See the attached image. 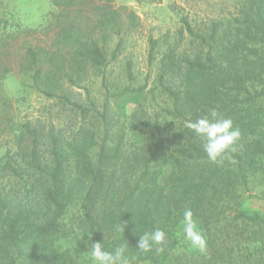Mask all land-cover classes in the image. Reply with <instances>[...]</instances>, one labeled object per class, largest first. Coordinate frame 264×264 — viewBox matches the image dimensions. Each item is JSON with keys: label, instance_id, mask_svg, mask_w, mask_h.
<instances>
[{"label": "trees", "instance_id": "trees-1", "mask_svg": "<svg viewBox=\"0 0 264 264\" xmlns=\"http://www.w3.org/2000/svg\"><path fill=\"white\" fill-rule=\"evenodd\" d=\"M51 2L67 13L88 15L94 36L78 48L80 34L85 33L80 23L59 22L55 39L72 45L71 75L66 73L65 61L53 59L45 72L46 49L29 41L23 43L18 69L25 74L34 73V84L48 97L56 96L59 86L54 73L79 85L74 78L82 65L107 68L117 59L123 44L120 40L109 61L106 45L110 35L123 27L121 14L111 5L112 0ZM257 17L259 20L253 22L243 40L230 42L220 56L235 74L239 94L225 104L226 92L221 89L227 78L221 77L217 84V75L206 76L215 73L212 49L207 63L189 60L185 68L173 54L163 57L160 84L170 95L171 108L165 111L166 118H171L170 127L161 129L158 120L150 119L135 124L131 131H139V127L148 131H144L140 142H132L129 150L124 148L126 131L115 129L108 104L101 115L104 135L96 159L89 153V143L75 138L64 147L55 143L52 166L43 167L36 157L40 134L26 124L32 137L31 165L43 181L42 197L28 208L0 189V264H80L82 254L92 242L103 243L106 251L123 247L131 264H264V216L242 209L243 189L249 187L254 176L264 173V107L256 108L264 103V86L258 87L263 81L264 57L255 46L264 42V4L259 6ZM187 28L192 36H198L189 25ZM22 33L0 36V83L16 71L14 48ZM199 37L207 42L205 37ZM245 41L254 45L248 46ZM128 73L133 80L132 73ZM179 73L186 76L185 88L173 86L171 79L165 78ZM143 90L128 86L111 95L118 97ZM73 105L84 111L78 104ZM212 108L231 118L241 132L235 150L216 163L208 159L203 141L186 126L190 120L209 115ZM131 118L135 122L138 117ZM157 165L171 168L165 186L159 182ZM1 167L15 176H24L10 160ZM189 208L206 238V248L199 255H177L182 247L178 233L183 213ZM118 228L124 231H117ZM157 229L165 232L161 243H153L147 253L136 248L139 236ZM61 240H72L74 246L58 252L56 244Z\"/></svg>", "mask_w": 264, "mask_h": 264}, {"label": "rangeland", "instance_id": "rangeland-1", "mask_svg": "<svg viewBox=\"0 0 264 264\" xmlns=\"http://www.w3.org/2000/svg\"><path fill=\"white\" fill-rule=\"evenodd\" d=\"M262 4L264 0H112L111 5L121 14L123 27L121 31L116 29L111 33L106 49L110 61L121 40L123 44L117 59L109 63L107 68L82 65L74 78L79 85L54 73V81L59 86L55 89L56 96L48 97L34 84V73L25 74L18 69L17 61L23 53V43L29 41L46 49L48 63L44 67L45 72L51 68L53 59L65 61L66 73L71 75L69 51L72 45L55 39L59 22L80 23L85 33L80 34L78 48L87 42L88 37L94 36L92 22L87 19L88 15L77 11L67 13L54 6L51 0H0V36L23 31L14 48L16 71L0 83V164L5 166L10 160L24 174L21 178L1 167L0 189L21 206L29 208L41 201L40 185L43 181L40 173L31 165L33 146L32 137L25 127L28 123L32 131L38 130L40 134L36 157L43 167L52 166V148L55 143L64 147L75 138L80 142L86 140L89 153L96 159L104 135L101 115L106 104L109 105V115L115 129L118 132L126 131L124 148L128 150L132 142H140L144 131H148L144 127H139V131H131L135 124L150 119L153 122L158 120L161 129L170 127L171 118H166L165 112L171 108L170 95L160 84V75L164 73L162 60L167 55L173 54L176 62L185 68L189 60L207 63V54L212 49L216 62L212 72L215 73L206 76L217 75V84L221 77L227 78L221 90L227 96L224 103L230 102L231 98L239 94L238 85L235 74L220 56L225 48L230 47V42L236 44L238 38L243 40V35L250 32L253 22L259 20L257 11ZM188 25L197 37L189 33ZM28 30L33 33L28 35ZM98 35L96 33L100 38ZM199 36L205 37L207 42ZM96 40L103 45L100 39ZM245 43L254 45L251 41ZM255 46L259 48L261 57H264V42ZM129 71L133 80L128 76ZM262 77V83L258 84L260 88L264 86V75ZM165 78L171 79L169 81L173 86L185 88L183 83L186 84V76L182 73ZM209 82L208 86L212 80ZM128 86L144 90L118 97L111 95L122 92ZM73 104H78L84 111ZM259 107L263 109L264 103L260 102L256 108ZM133 115L138 117L135 122L131 118ZM155 169L160 172L159 182L165 186L171 173L170 166L157 165ZM243 192L242 209L248 214L264 216V173L254 176ZM178 237L182 247L177 255L202 253L184 238L182 228ZM73 246L72 240H61L56 244L58 252ZM80 264H94L89 251L82 254Z\"/></svg>", "mask_w": 264, "mask_h": 264}, {"label": "clouds", "instance_id": "clouds-1", "mask_svg": "<svg viewBox=\"0 0 264 264\" xmlns=\"http://www.w3.org/2000/svg\"><path fill=\"white\" fill-rule=\"evenodd\" d=\"M186 126L203 141V150L213 163L220 161L229 151H234V145L241 137V132L238 127H234L233 120L223 117L216 108L210 109L209 115L188 121ZM117 231H124V228H118ZM182 232L194 249L205 250L206 238L190 208L185 209L183 213ZM164 237L165 232L161 229L144 233L139 236L136 248L147 253L153 243H161ZM88 251L94 264H131L130 259L124 254L123 247L106 251L103 243L92 242Z\"/></svg>", "mask_w": 264, "mask_h": 264}]
</instances>
